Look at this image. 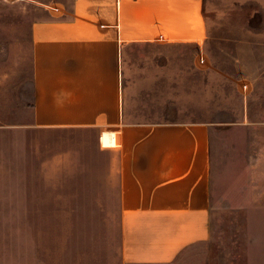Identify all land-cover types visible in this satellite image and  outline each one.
Instances as JSON below:
<instances>
[{"label": "rangeland", "instance_id": "rangeland-1", "mask_svg": "<svg viewBox=\"0 0 264 264\" xmlns=\"http://www.w3.org/2000/svg\"><path fill=\"white\" fill-rule=\"evenodd\" d=\"M70 2L0 0V185L29 189L9 195L13 208L0 204V264H121L117 177L109 174L116 169L110 165L116 153L99 150L92 129L32 135L37 144L31 157L24 144H12L14 132L31 120L29 27ZM204 11L214 27L208 50L215 68L227 76L250 77L251 91L241 100L234 93L236 83L223 81L213 69L198 77L186 65L191 77L176 83L174 102L169 101L164 114L159 108V119L200 118L215 126L211 236L178 258L181 264H264V129L250 127V122L264 121V0H204ZM237 45L242 48L236 50ZM192 51L158 50L156 68L161 71L167 63L163 70L177 75L182 70L178 59H187ZM160 83L158 96L164 100L160 94L171 90ZM186 96L190 110L184 105ZM18 136L25 139L23 132ZM44 162L46 177L40 170Z\"/></svg>", "mask_w": 264, "mask_h": 264}, {"label": "crops", "instance_id": "crops-1", "mask_svg": "<svg viewBox=\"0 0 264 264\" xmlns=\"http://www.w3.org/2000/svg\"><path fill=\"white\" fill-rule=\"evenodd\" d=\"M213 29L204 0H71L29 27L31 120L20 130L25 139L15 131L12 144H24L31 157L37 144L32 135L92 129L99 150L116 153L110 164L116 169L109 174L117 177L121 264H181L182 253L210 239L215 126L200 118L158 117L174 102L176 83L191 77L187 70L198 77L201 71L215 70L223 81L236 83L234 93L241 100L251 91L250 77L227 76L215 68L208 50ZM188 47L193 51L178 59L182 70L177 75L163 70L167 63L161 71L156 68L158 50ZM240 58L235 57L237 69ZM246 60L250 66V52ZM164 81L171 90L160 94L165 101L158 96ZM184 99V105L191 103ZM153 112L157 115L150 117ZM257 126L264 129V121L250 122ZM106 135L111 145L104 144ZM46 169L47 163H40L43 177ZM28 190L0 185V204L13 208L9 195Z\"/></svg>", "mask_w": 264, "mask_h": 264}, {"label": "bare ground", "instance_id": "bare-ground-1", "mask_svg": "<svg viewBox=\"0 0 264 264\" xmlns=\"http://www.w3.org/2000/svg\"><path fill=\"white\" fill-rule=\"evenodd\" d=\"M104 144L111 145L113 143L112 138L109 135H106L104 138Z\"/></svg>", "mask_w": 264, "mask_h": 264}]
</instances>
